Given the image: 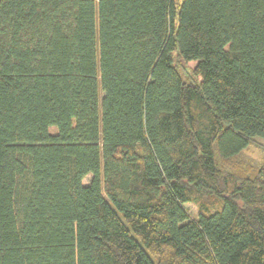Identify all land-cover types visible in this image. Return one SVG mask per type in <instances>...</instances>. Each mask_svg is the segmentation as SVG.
Listing matches in <instances>:
<instances>
[{"label":"trees","instance_id":"trees-1","mask_svg":"<svg viewBox=\"0 0 264 264\" xmlns=\"http://www.w3.org/2000/svg\"><path fill=\"white\" fill-rule=\"evenodd\" d=\"M256 137L264 0H0V264H264Z\"/></svg>","mask_w":264,"mask_h":264},{"label":"rangeland","instance_id":"rangeland-1","mask_svg":"<svg viewBox=\"0 0 264 264\" xmlns=\"http://www.w3.org/2000/svg\"><path fill=\"white\" fill-rule=\"evenodd\" d=\"M178 70L185 81H192V78L189 74L188 69L183 65V63L176 59ZM49 132L54 134L56 132L55 127H50ZM243 157L253 159L257 162H260L264 159V141L261 138H254L251 144L242 152ZM91 178V175H87L83 179V183L87 184ZM207 203V199H204ZM184 208L187 210L191 218L196 219L198 214V206L194 202H189L184 204Z\"/></svg>","mask_w":264,"mask_h":264}]
</instances>
